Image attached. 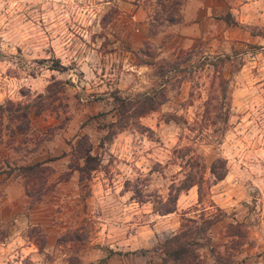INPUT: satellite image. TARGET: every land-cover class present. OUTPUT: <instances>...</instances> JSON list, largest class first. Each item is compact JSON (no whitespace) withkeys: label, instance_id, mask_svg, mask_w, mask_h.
I'll return each mask as SVG.
<instances>
[{"label":"rangeland","instance_id":"obj_1","mask_svg":"<svg viewBox=\"0 0 264 264\" xmlns=\"http://www.w3.org/2000/svg\"><path fill=\"white\" fill-rule=\"evenodd\" d=\"M176 1L0 0V105L28 103L30 123L8 139L0 111V144L11 166L51 158L53 169L31 205L39 188L12 175L24 202L0 220V264H159L155 246L198 214L214 220L195 246L202 264H264V0H250L243 25L228 9L237 0L220 14L252 41L130 48L133 10L173 19ZM55 61L62 70L49 69ZM147 96L153 108L136 114ZM82 135L88 172L78 170ZM217 157L227 171L215 182L195 161ZM188 173L202 175L200 203L193 186L157 214V197Z\"/></svg>","mask_w":264,"mask_h":264},{"label":"trees","instance_id":"obj_2","mask_svg":"<svg viewBox=\"0 0 264 264\" xmlns=\"http://www.w3.org/2000/svg\"><path fill=\"white\" fill-rule=\"evenodd\" d=\"M183 0H178L175 2V5L178 6ZM222 19L227 24H234V22L229 21L227 17H222ZM170 20V19H168ZM50 70H57L60 71L63 67L57 63L56 61L53 62L50 67ZM224 88H222V91ZM224 92H222L223 96ZM114 101L117 102L118 106L123 107L125 106L126 100L121 99L119 96H113ZM144 101H147V106L141 105L135 110L136 114H141L145 110H151L153 107L151 105L152 98L145 97ZM1 114H5V119L7 120L4 124V128L6 130L7 138L11 139V137L15 133L25 132L30 128L29 123V105L28 103L22 104L18 102H13L7 100L3 105H0ZM35 112H40V109H36ZM226 120V115H225ZM14 122V125L11 123ZM4 142L3 139L0 138V143ZM9 143V142H8ZM77 149L76 151L79 152L80 158L82 160V164L78 167L79 171L93 169V165H88L90 161L94 160V156L91 154V143L87 140V138L82 135L78 141L76 142ZM74 146V148H76ZM189 158L188 160H190ZM52 159H45L43 161H35L31 164L25 165H7V162H3V166L0 167V173H5L6 176L10 174L21 176L24 178L25 183L31 182V184L35 185L39 189L36 191V196L30 201V205L40 201L42 197V193L40 189L44 187L46 190H50L53 186V183H47V178L50 174L53 173V169L50 165H48V161ZM188 160L186 162H188ZM195 160V159H192ZM215 161L219 164L216 165ZM2 163H0L1 165ZM197 166L204 171L206 168L208 170L209 175L212 177L213 181H220L224 178L226 174V165L225 160L217 157L213 159L207 166L203 165L202 163H196ZM202 181V175L198 178L194 174H186L184 178L181 179L178 183L171 182L168 185V189L166 192L165 197L162 199L157 197V208L156 212L159 215L172 213L175 210V202L180 192L187 191L190 187H196V203H200L202 198L200 183ZM26 188V187H25ZM25 195L29 197V193L25 189ZM197 219L187 218L184 220L183 223L180 224L179 230L165 238L161 243H158L154 250L157 254L159 259V264H202L199 254L196 251V245H198L199 240L205 238V232L209 228V226L214 222L213 218L209 216H199ZM207 239V238H205ZM45 240H42L40 244H38V249L41 251L44 247ZM210 250L213 251L212 247ZM67 264H78L80 262L77 256H68L65 260ZM100 264V261L97 263ZM229 264V262H227Z\"/></svg>","mask_w":264,"mask_h":264},{"label":"crops","instance_id":"obj_3","mask_svg":"<svg viewBox=\"0 0 264 264\" xmlns=\"http://www.w3.org/2000/svg\"><path fill=\"white\" fill-rule=\"evenodd\" d=\"M228 0H183L177 7L173 19L160 18L157 21L146 7L137 6L132 13V19L136 22L134 32L130 35L128 44L130 48H138L143 41H149L157 47L162 54L173 51L186 50L198 44H204L214 48L219 42L252 41L253 36L245 28L228 25L220 18L222 8ZM252 2L250 0H237L233 10L234 21L238 24H246L248 10ZM231 12V11H230ZM249 13V14H247ZM162 19V20H161ZM155 23V25H154ZM154 25V26H153ZM12 151L0 144V163L4 161L11 165L14 159ZM44 159L40 160L43 161ZM17 161V160H16ZM16 165L23 164L17 161ZM0 220L16 213V208L23 204L20 184L12 174L6 176L0 173ZM193 186L187 191L191 192ZM2 203V207H1ZM6 211V212H5ZM18 217V216H16ZM17 219V218H16Z\"/></svg>","mask_w":264,"mask_h":264}]
</instances>
